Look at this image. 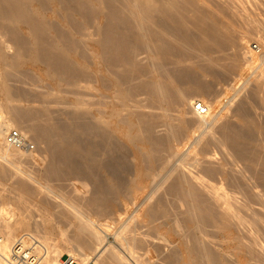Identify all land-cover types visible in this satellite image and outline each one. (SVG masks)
<instances>
[{
  "label": "bare ground",
  "instance_id": "bare-ground-1",
  "mask_svg": "<svg viewBox=\"0 0 264 264\" xmlns=\"http://www.w3.org/2000/svg\"><path fill=\"white\" fill-rule=\"evenodd\" d=\"M245 3L264 8V0H0V27L11 35L0 32V156L11 164L38 158L36 149L7 142L17 127L30 142L44 144L49 157L37 173L0 161V178L15 177L14 207L0 204V262L29 233L46 248L37 264H68L65 255L76 264H158L151 248L163 251L172 240V253L162 256L167 263L229 264L228 256H236L239 264H264L258 239L264 237V124L249 110V98L234 112L240 122L226 117L218 126L214 101L189 97L210 91L242 57L254 68L238 89L253 80L252 95L264 103V18L239 13ZM237 18L252 24L249 32L261 27L257 49L248 35L238 36ZM230 47L229 60L216 56ZM193 52L205 61L189 63ZM26 64L41 68L53 101L66 102L59 92L73 89L71 108L16 103L27 93L10 80ZM214 144L235 148V157L226 159L229 152L215 161ZM56 179L70 181L75 195L61 192ZM52 192L65 203L59 214L72 218V234L53 221ZM40 193L41 218L35 219L29 206ZM124 202L136 203L127 217L119 209ZM113 218L122 220L117 228ZM132 221L149 230L133 232ZM23 230L29 232L17 236Z\"/></svg>",
  "mask_w": 264,
  "mask_h": 264
},
{
  "label": "rangeland",
  "instance_id": "rangeland-1",
  "mask_svg": "<svg viewBox=\"0 0 264 264\" xmlns=\"http://www.w3.org/2000/svg\"><path fill=\"white\" fill-rule=\"evenodd\" d=\"M246 5H240L239 6V8H241L239 11V13H241V14H244L243 12H245V10H246V12H245V14H248V12L250 13L249 15H251V16H257V17H260L262 20H263V18H264V8L262 7V6H259V7H254V5L252 6V4L250 5L249 4V6L247 5V3H245ZM242 6V7H241ZM246 7L248 8V10L246 9ZM253 7V8H252ZM243 8V9H242ZM263 9V10H262ZM242 10H243V12H242ZM252 11V12H251ZM253 11H255V12H253ZM258 12V13H257ZM252 13V14H251ZM254 13H256L255 15H254ZM262 13H263V15H262ZM243 21H241V20ZM239 20H238V18H237V20H235L236 21V23H235V25L234 26H236L235 27V29L239 32H237L238 33V36H243V35H240V34H244V35H248L247 37L250 39V41H249V46H253L254 48H258V47H255V45H257L258 43L260 44V41H259V35H262L261 33H262V29H261V27H256L255 28V26L253 27V30L252 31H248V30H250V29H252V28H249V25L251 26L252 24H249V23H245V21H244V19H242V18H240ZM248 22H250V21H248ZM251 23V22H250ZM249 24V25H248ZM248 26V27H247ZM4 27V28H3ZM4 29V30H3ZM240 29V30H239ZM6 31H7V33L9 32L8 30H7V28H5V26H1L0 27V32L2 33V35L4 36V34L6 33ZM260 32V33H259ZM1 33H0V35H1ZM5 34V38L7 39V37H8V35H10V32L8 33V34ZM11 36V35H10ZM263 36V35H262ZM10 37H8V39H9ZM260 46V45H259ZM233 48L232 47H230V48H226L225 50H223V51H218V52H216L215 54H216V56H224L227 60H229L230 59V57H232V53H233ZM11 51H14V50H9V53H13V52H11ZM254 53V52H253ZM145 54V53H144ZM144 54H141V57L143 56H145ZM214 54V55H215ZM194 55V56H193ZM199 55V54H198ZM191 56V55H190ZM190 56H189V60H188V62L189 63H192V64H194V65H196V64H202L205 60H203L202 59V57H200V56H198V57H195V56H197V53L195 54V52H193V54H192V56L193 57H191L190 58ZM243 58L242 57H240V59H239V65H238V67H237V69L233 72V73H231V74H229L226 78H224V77H219V78H217L216 79V81H214L213 82V87H212V89L209 91H206V92H189V93H191L190 95H189V97L190 98H192V99H194V100H196L195 98H198V97H204L205 99H207L208 101H214V109H213V112H220V114H221V116H220V120L221 121H218V124H216V125H218L219 126V124H222V122H223V119H225L224 121H226L227 119H226V117L228 118H230L231 119V121H234L235 123L236 122H240V121H238V118L234 115V112L236 111V107H237V105H238V103L239 102H241L240 100H242L243 99V97H244V100L247 98H249L248 99V104H249V106H250V108H249V110H251V109H253V114H255L256 116H255V118L257 119L256 121H259V122H261V124L263 125L264 123H262V122H264V107H263V105H264V103H263V101L262 100H260L258 97H255L254 95H252V88L251 87H253L252 85H254V81L252 80V82H248L247 84H251V86H249V85H244L243 86V88L241 87V89L239 90L238 89V87L240 86V84L242 83V81L243 80H245V78H247L248 76H250V73H252L253 72V68L254 67H252V65L251 66H249L248 64H246V62L243 64L242 63V60ZM40 66H43V65H40ZM171 66V65H170ZM251 67V68H250ZM31 69V70H30ZM15 73H13V79H11L10 80V82L16 87V88H18V90L20 89V90H22L21 92H23V93H27V95L25 96V95H23L20 99H17L18 101H16V103H18V104H21V105H25V106H27L28 104H30V105H32V106H39V105H42V104H48L51 108H52V106H53V109H55V110H65V109H70L71 108V106L69 107H67V105H69V103H66L67 101H69V100H72V99H74V97L75 96H77V94L74 92V90L72 91V90H70V89H66V88H64V89H62L61 91L62 92H59V94L60 95H62V96H64V97H66L65 99H67V101L66 102H64V103H66V104H64L63 102H57V101H53L52 99V97H47V94L49 93V92H51V91H53L54 89H52L51 87H49V86H52L51 85V83H50V81L49 80H47V79H43L42 77H41V68H35L34 66H32L31 64H26L25 66H23V68L22 69H20L19 71H14ZM210 77L211 76H207V79H210ZM17 79V80H16ZM38 80V81H37ZM36 81V82H35ZM48 84V85H47ZM22 85V86H21ZM264 84L263 85H261V92H264ZM49 87V88H48ZM250 87V88H249ZM26 89V90H25ZM67 91H66V90ZM236 89H238V91L236 90ZM19 90V91H20ZM24 90V91H23ZM51 90V91H50ZM64 90V91H63ZM250 90V91H249ZM38 93H37V92ZM35 92V93H34ZM72 92H74V93H72ZM85 92V91H84ZM251 94H249V93ZM42 94H44V95H42ZM264 94V93H263ZM33 95V96H32ZM46 95V96H45ZM243 95V96H242ZM142 96H144V95H142ZM233 96V97H232ZM246 96V97H245ZM252 98H251V97ZM41 97V98H40ZM88 95H85V100L87 101L88 99ZM230 97H231V99H230ZM255 97V98H254ZM39 98V99H38ZM241 98V99H240ZM28 99V100H27ZM246 99V100H247ZM254 99H255V101H254ZM31 100V101H30ZM46 100H47V102H46ZM51 100V101H50ZM239 100V101H238ZM258 100V101H257ZM43 101V102H42ZM51 104H50V103ZM195 102V101H194ZM250 102V103H249ZM236 103V104H235ZM252 103V104H251ZM254 103V104H253ZM262 103V104H261ZM232 104V106H230ZM251 104V105H250ZM60 105H62V106H60ZM254 105V106H253ZM251 106H253L252 108H251ZM257 106V107H256ZM190 107L191 108H193L194 109V103H192L191 105H190ZM190 107H189V109H190ZM231 107V108H230ZM263 107V108H262ZM262 108V110H260ZM147 109V108H146ZM148 110H149V108H148ZM234 110V111H233ZM156 111V110H155ZM230 111V112H229ZM251 112V113H252ZM175 113V112H174ZM252 114V115H253ZM193 115V114H192ZM191 115V113H188V115L187 116H192ZM64 115H62V117H63ZM254 117V116H253ZM259 117V118H258ZM189 118V117H188ZM228 118V119H229ZM229 119V120H230ZM233 119V120H232ZM263 120V121H262ZM237 124V123H236ZM218 126H216V127H218ZM14 127V126H13ZM15 128H17V127H15ZM217 129V131H218V129L219 128H216ZM197 133L199 132V131H196ZM257 134V133H256ZM255 134V135H256ZM259 136H263L262 134H258ZM30 136V135H29ZM31 137V136H30ZM256 137V136H255ZM258 137V136H257ZM259 138H261V137H258V141H257V139H255L257 142H259V141H261V139L259 140ZM32 139V138H31ZM253 139V140H254ZM33 140V144L35 145V147H34V149H36L35 150V152H36V154H38L39 156H38V158L37 159H34V158H30V156H22V158H20V160H21V163L19 162H17V163H14L13 164V162H12V164H11V162H9L10 160H8L7 161V158H4V156H0V161H1V163L2 164H4V163H6L5 165V167H7V169H9L11 166V168L12 169H15L16 167H20V169H22L23 168V170H25V171H29V172H31V173H35L36 171H39V170H42L45 166H47V164H48V162H49V157L47 156V154H46V152H45V148L43 147V145L44 144H38V143H36L35 141H34V139H32ZM227 143H230V142H227ZM231 145H233L232 143H230ZM216 145L218 146L219 144H214L213 146L214 147H211L210 148V150H209V152L211 151H213L212 153H214V151L216 150L217 151V154H216V156L217 157H219V159L217 158V157H215V161H219V160H222V159H224V158H226V159H228V158H230L231 156V158H233V157H235V156H233V153H234V150H235V148H234V150H233V153H232V151H231V149L229 148L231 145H229V149H226V150H230V151H228L227 153H225L224 151H226V150H224L223 151V148L225 149V148H227V147H225L224 145H222V146H224L223 148L219 145L217 148H216ZM226 145V144H225ZM228 145V144H227ZM41 146V147H40ZM43 147V148H42ZM232 147V146H231ZM221 149V152H220V149ZM33 149V148H32ZM214 149V150H213ZM40 151V152H39ZM219 152H220V154H219ZM223 152L225 153V154H223ZM229 152H231L232 153V155H230L229 154ZM235 152H236V150H235ZM43 154H46V155H43ZM223 154V155H222ZM227 154H229V156L227 155ZM219 155V156H218ZM225 155H227L226 157H225ZM236 155V154H235ZM2 157V158H1ZM220 157H222V158H220ZM43 160V161H42ZM27 161V162H26ZM36 163H38V164H36ZM19 164H20V166H19ZM26 165V166H25ZM38 165H40V166H38ZM42 165V166H41ZM9 167V168H8ZM29 167V168H28ZM12 169H10V170H12ZM28 169V170H27ZM28 172V173H29ZM37 173V172H36ZM7 175H9L8 177H10V178H7V180H6V182L3 180V178L6 176H4L0 181H4L6 184H5V187L4 186H2V185H4V184H0V186H1V188H0V204L1 205H3L4 207H14V199H12V197H14V194H15V192H13V190L11 189V187H10V184L13 182V181H15V177H14V174H7ZM11 175V176H10ZM16 178H17V176H16ZM5 179V178H4ZM61 180H58V179H56V180H54L52 183H53V185L54 186H56V187H58L59 188V186H60V183L62 182H60ZM70 182V181H69ZM69 182H64L63 183V185H62V183H61V192H63V193H65L66 195H68V196H74L75 194H74V192L72 191V189H70V188H72L71 187V185H70V183ZM168 182L169 181H167L166 183H165V186H166V184H168ZM65 183H68V185L67 184H65ZM64 185H66V186H64ZM64 186V187H63ZM10 187V188H9ZM3 188V189H2ZM55 189H57V188H55ZM11 190H12V192H11ZM1 191H2V193H1ZM3 192H4V194H3ZM11 192V193H10ZM54 192H52V195L53 196H55V197H53L52 195H51V193H49L48 194V198H49V201L51 202V206L53 207V210H52V212H54L53 213V216H54V220L53 221H55V223L58 225V226H61V227H63V228H65L66 230H67V233L68 234H72L73 232H72V227H71V220H72V218L71 217H66V219H65V217H62L59 213H60V210H65V207L63 206V204L65 205V203H63L62 202V198H61V195L59 196L58 194H56V193H54V194H56V195H54L53 194ZM71 193V194H70ZM4 196H3V195ZM13 194V195H12ZM143 194V193H142ZM7 195V197H5ZM50 195V196H49ZM169 195V196H168ZM9 196V197H8ZM141 196H143V195H141ZM4 197V198H3ZM36 198H34V200H32L31 201V203H30V206H29V209L31 210V211H33V213H34V218L35 219H40L41 218V215H40V212H39V207H40V205H39V199H41L42 197H43V193H40V194H38L37 196H35ZM167 199H168V197L169 198H171V195L170 194H167ZM141 198L142 197H138V199L136 200V203H140V201H141ZM55 203V204H54ZM63 203V204H62ZM136 203H131V202H124L123 204H121V207H119V209L120 210H123V211H125V217H127L129 214H131L132 212L131 211H133L134 209H135V205H136ZM38 205V206H37ZM59 205V206H58ZM124 205V206H123ZM68 205H66V207H67ZM120 206V205H119ZM39 208V209H38ZM172 208H173V205H172ZM125 209V210H124ZM175 209V208H174ZM175 211V210H174ZM61 216V217H60ZM70 216V215H69ZM109 217L111 218V216H108V217H105V218H103V221H106V220H109ZM124 217V218H125ZM71 218V219H70ZM107 218V219H106ZM123 218V219H124ZM106 219V220H105ZM114 219H116V218H113V220ZM117 219H119V218H117ZM117 219L115 220V222H116V224L117 223H119L117 226H115L116 224H114V226L117 228L119 225H120V223L122 222V220H118L117 221ZM111 220V219H110ZM121 221V222H120ZM158 221H161V219H159ZM132 222H134V223H136L135 221H132ZM131 222V223H132ZM98 224V223H97ZM133 224V223H132ZM131 224V225H132ZM137 224V223H136ZM136 224H133L132 226L133 227H135L136 226ZM100 224H98L97 226L98 227H100L99 226ZM113 225V224H112ZM135 225V226H134ZM138 225V224H137ZM132 226H130L131 228H132ZM138 226H140V228L138 227ZM136 228H137V230L135 229V228H133V232L134 231H139V232H142V231H144L143 233H145L147 230L146 229H148V227H146V226H143V225H138ZM143 226V227H142ZM102 227H100V229H101ZM146 228V229H145ZM104 229V228H103ZM103 229H101V230H103ZM141 231H140V230ZM209 229H211V228H209ZM105 230V229H104ZM103 230V231H104ZM149 230V229H148ZM106 231V230H105ZM152 231V230H151ZM24 232H29V231H27V230H23L22 232H20V233H18L17 234V236L19 235V234H21V233H24ZM30 232H33V233H37V231H30ZM115 232V229H114V231L113 230H111V232H110V234H109V232H108V235H109V237H110V239L112 240L113 239V236H111V233H114ZM138 232V233H139ZM211 231L209 230V233H210ZM132 233V232H131ZM155 233V232H154ZM154 233L152 234V235H154ZM213 234V236H214V233H212ZM54 235V234H53ZM113 235V234H112ZM155 235H156V233H155ZM245 236V239H247V236L248 235H246V234H244ZM55 236H56V234H55ZM259 236V238L258 239H261L262 241H264V237L262 236V235H258ZM206 237H210V239H213L212 238V235H211V233L208 235V236H206ZM59 237L57 236V239H58ZM215 239H216V237H214ZM248 238H249V236H248ZM260 240V245H262L263 247H264V242H262ZM156 241H158V240H153V242L154 243H159V241L158 242H156ZM169 244V245H168ZM164 245H166V246H164V247H162V250H163V248H167L166 249V251H165V249L163 250V251H160L161 249H160V247H159V251L160 252H158V246H155V247H157L156 249H155V247H153L154 249H152L151 248V250H152V252H151V259H152V261H155L156 263H158V264H173V263H167L168 261L167 260H165L164 258H166L167 257V254H169V252H171L172 253V250H173V248H174V246L176 245L175 244V241L174 240H172V242L170 243H164ZM169 246H170V248H169ZM154 250H156L155 252H154ZM162 252H164V254L162 253ZM165 252H166V254H165ZM159 253H161V254H159ZM170 253V254H171ZM157 254H159V255H157ZM169 254V255H170ZM68 255H65L63 258H66ZM162 256H165L164 258L162 257ZM160 258V259H159ZM228 258H229V264H239V262H237L238 261V259H237V257L236 256H228ZM227 258V259H228ZM165 261V262H163V261ZM167 261V262H166ZM228 261V260H227ZM91 263H93L92 261H90ZM160 262H162V263H160ZM76 264V263H75Z\"/></svg>",
  "mask_w": 264,
  "mask_h": 264
},
{
  "label": "built area",
  "instance_id": "built-area-1",
  "mask_svg": "<svg viewBox=\"0 0 264 264\" xmlns=\"http://www.w3.org/2000/svg\"><path fill=\"white\" fill-rule=\"evenodd\" d=\"M255 47L257 46L255 45ZM196 108L201 112L206 110V107L200 101L196 103ZM7 142L19 148H34L33 143L22 135L17 128H12L8 131ZM45 257L46 248L40 243V240L29 233H24L13 242L9 254L2 255L0 264H37ZM71 260L68 255L63 261L64 263H68V261L70 263ZM71 263L73 262L71 261Z\"/></svg>",
  "mask_w": 264,
  "mask_h": 264
}]
</instances>
